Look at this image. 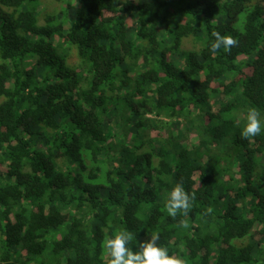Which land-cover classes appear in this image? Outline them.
Listing matches in <instances>:
<instances>
[{
  "label": "trees",
  "instance_id": "16d2710c",
  "mask_svg": "<svg viewBox=\"0 0 264 264\" xmlns=\"http://www.w3.org/2000/svg\"><path fill=\"white\" fill-rule=\"evenodd\" d=\"M54 1L0 0V264H105L121 228L264 264V129L241 137L248 107L264 125V0Z\"/></svg>",
  "mask_w": 264,
  "mask_h": 264
},
{
  "label": "clouds",
  "instance_id": "9594fccd",
  "mask_svg": "<svg viewBox=\"0 0 264 264\" xmlns=\"http://www.w3.org/2000/svg\"><path fill=\"white\" fill-rule=\"evenodd\" d=\"M214 40L210 45L213 55L223 48L230 52L238 46V41L230 34H221L218 31L211 33ZM244 126L241 131L243 139L253 138L260 135L264 125L261 122V113L254 107H248L243 113ZM196 200L195 192L189 193L182 183H176L166 194L164 208L167 214L176 218L178 215L188 217ZM213 209L207 208L203 215H211ZM181 226L189 227L187 219L181 220ZM149 239L138 243V250L129 247L134 238L127 229L121 228L114 234L105 233L101 247L102 259L105 264H187V261L178 254H169V251L160 246V234L152 232Z\"/></svg>",
  "mask_w": 264,
  "mask_h": 264
},
{
  "label": "rangeland",
  "instance_id": "374dc122",
  "mask_svg": "<svg viewBox=\"0 0 264 264\" xmlns=\"http://www.w3.org/2000/svg\"><path fill=\"white\" fill-rule=\"evenodd\" d=\"M53 1L47 0V2L49 3V10L55 9L57 11V10H61V9H66L64 3L57 2V1L53 2ZM62 17L64 18V15ZM73 54H74V52H73ZM74 58H76V56H74Z\"/></svg>",
  "mask_w": 264,
  "mask_h": 264
}]
</instances>
